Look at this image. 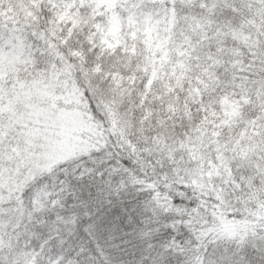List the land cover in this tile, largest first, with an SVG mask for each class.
<instances>
[{
    "label": "snow or ice",
    "instance_id": "6c2138e0",
    "mask_svg": "<svg viewBox=\"0 0 264 264\" xmlns=\"http://www.w3.org/2000/svg\"><path fill=\"white\" fill-rule=\"evenodd\" d=\"M0 264H264V0H0Z\"/></svg>",
    "mask_w": 264,
    "mask_h": 264
}]
</instances>
